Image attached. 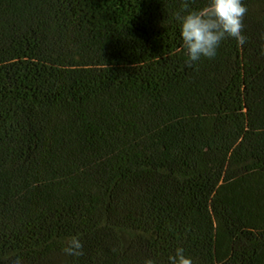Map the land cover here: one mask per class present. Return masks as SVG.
Wrapping results in <instances>:
<instances>
[{
	"label": "trees",
	"instance_id": "16d2710c",
	"mask_svg": "<svg viewBox=\"0 0 264 264\" xmlns=\"http://www.w3.org/2000/svg\"><path fill=\"white\" fill-rule=\"evenodd\" d=\"M184 2L0 0V264H264V0L192 64Z\"/></svg>",
	"mask_w": 264,
	"mask_h": 264
},
{
	"label": "clouds",
	"instance_id": "9594fccd",
	"mask_svg": "<svg viewBox=\"0 0 264 264\" xmlns=\"http://www.w3.org/2000/svg\"><path fill=\"white\" fill-rule=\"evenodd\" d=\"M181 11L184 14H175V20L179 27L181 46L187 56L186 64L195 63L202 57L214 58L225 38H233L238 46L245 43L242 18L246 8L242 0H206L201 8L192 10H189L185 0ZM260 39L264 41V35ZM260 54L264 55V43L261 44ZM81 248L78 236H72L62 251L69 256H78ZM13 264H19V261H13ZM144 264H154V261L146 259ZM167 264H192V260L185 255L182 247H177L174 254L167 257Z\"/></svg>",
	"mask_w": 264,
	"mask_h": 264
}]
</instances>
